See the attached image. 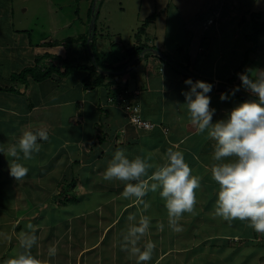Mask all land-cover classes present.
<instances>
[{
  "label": "crops",
  "instance_id": "obj_1",
  "mask_svg": "<svg viewBox=\"0 0 264 264\" xmlns=\"http://www.w3.org/2000/svg\"><path fill=\"white\" fill-rule=\"evenodd\" d=\"M238 1L241 0H206L201 5L200 12L194 13L192 18L179 19L177 22L170 19V23L176 22V26L178 23L182 24V28L186 32L189 31L187 41L190 40L188 42V68L190 70L188 69V71L193 73L191 70L196 69L198 65L201 68L198 80L214 85L212 92L209 93L211 97L210 107L217 110L213 116V123L226 118L227 113L232 108L238 103L244 102L236 95L230 97L228 101H221L220 95L227 92L216 88L217 85L233 88L241 85L239 77L235 83L231 84L230 80L234 74L233 76L230 74V76L222 73V70H227L225 68V57L229 58L232 51L237 49L220 47V41L226 36L224 31L228 25L231 23L238 24L237 29L239 32L235 29V34H231L234 44L239 42L241 45V43H244L241 42L244 39L248 44V49L251 47V44L246 40V28L243 30V34L239 35L242 32V17L245 15V11L242 13V11L235 8ZM13 14L12 4L0 8V20L3 19L7 22L10 15L14 19ZM10 24L12 40L8 43L5 41L6 38H2L3 36L0 34V87H15L20 93V98L15 100L16 97L13 94L0 92V123L3 120L7 123L8 116H11L14 121H24L25 128L29 127L28 120L32 121L31 128L46 127L49 132V140L38 142L42 144V148L46 150L45 152L51 161L54 162L62 158L64 160L63 166L70 168L62 179L78 178L77 193L83 196L82 199L86 196L96 197L95 194L104 197L100 200L96 198L100 202L87 208L86 212L73 213L72 216H68L65 219L66 223L63 222L65 226L67 225V229L61 236L57 235L59 238L55 241L56 243H54L55 234H49L53 238L51 243L47 244L46 242L47 245L46 247L43 246L40 254L37 253L38 247L34 246L32 249L33 255L41 259L48 258V248L54 245L57 248V254L52 258V264H136V257L122 249V234L126 231L128 222L123 227L120 225L121 220L125 218L126 222L128 214L136 212L138 206L132 200L122 197L123 182L118 180L105 181L103 179V172L116 150L127 149L130 158L136 155L145 156L150 154L152 157L151 162L155 165L162 163L167 149L175 146L178 150L184 152L185 160L193 169V174L202 176L201 188L197 192V200L204 196V199L212 201L217 198L219 185L211 179L210 170L212 164L211 154L215 142L208 139L206 133H197L196 129L190 124L186 108L180 106L184 104V97L181 94L183 89L189 90V86L184 83L189 77L181 73L180 66L175 65L174 62L170 64L162 59L161 54L166 56V53L162 48H158L155 43L154 46L148 44L149 47L146 52L136 59L135 69L132 66L124 74H110L111 71L102 72L99 69L98 74H103L105 78H99V75L91 77V81L98 83L99 86H91L90 84L85 87L83 81L89 77V73L83 72L78 79L79 82L69 88L62 87V91L60 86H65V80L72 77V75L64 79L55 76L53 79L42 83L32 82L26 88L20 84H13L11 81L12 75L20 73L30 65L35 66L38 62L42 69L47 68L50 64L61 63V61H54L52 57H60L62 60L70 61V46L72 44L69 45L65 40L64 42H54L52 39L50 41L42 39L36 44L32 41V37L28 36L29 31L27 29L16 28L15 25ZM159 25L162 26V23ZM88 34L90 39V31ZM24 36H26V41L23 43L21 38ZM85 36L88 35L84 34L83 37ZM100 36L102 38L103 34H100ZM148 37L145 41L152 42L154 37L150 35ZM13 40L20 42L14 43ZM103 40L94 43V48L97 49L103 66L123 67L127 63L129 65L132 56L125 46H121L122 49H126L122 53L124 55L123 59L111 63V52L104 50L101 44ZM55 43L57 44L55 45ZM175 45V48L179 47V43ZM205 45H210L213 48L212 52L211 49L207 50L208 54L204 55L206 53L205 49H207ZM75 47L83 48V45L80 43ZM150 48H157L162 53L159 56L156 52L148 51ZM88 53L86 52V55H84L83 65L91 64ZM210 55L213 56L212 64L206 66L203 61H208L205 57ZM200 56H203V59ZM6 59L13 60L19 65L18 68L14 66L10 70H6ZM176 61L179 64L185 62L181 57ZM208 69L211 70V73ZM112 75L116 76L112 77ZM193 82L195 81L193 80ZM35 86L42 87L38 89ZM31 90H33V95ZM241 90L248 93L243 88ZM53 95L58 96V98L54 99ZM114 95H116L118 101L115 100L114 103H110V99ZM121 98L138 103L141 106L142 118L156 124L157 127L151 131H145L130 124L119 102ZM177 100L182 101L177 104ZM16 105H19V107ZM66 108H71V110L66 117H63L64 114L61 110H66ZM56 111L58 112V120H55L52 115ZM36 114H39L38 121L35 119ZM60 118L62 121H60ZM165 131H168V133L166 134ZM20 135L21 132H15V134H10V137L18 138ZM17 138L12 142H15ZM45 146H48V148ZM72 169H76V171ZM106 183L112 184L114 187L108 188L109 185ZM155 197L161 199L158 192L149 193L144 199L149 198L150 200ZM199 207L203 206L196 203L191 213L183 214L179 221L182 228L183 225H188L186 228L190 227L189 231L200 230L198 224L201 221L199 219L201 216H210L211 208H204L206 211L199 215L194 212ZM210 220L215 221L216 224L218 223L216 218H211L207 220L209 224ZM156 221L152 219V222ZM167 223L168 219L165 216L162 222L153 225L149 234H146L141 240L139 246L143 247L147 240L159 239L155 248L159 250L158 257L152 259V263L148 262V264H161L166 260H169L170 264H194L192 254L191 258L186 256L187 258L184 259L182 254L188 252L184 247H188L187 249L192 252L191 248H196L199 245L191 247L189 244L194 241L188 240L187 237L183 239L181 232L185 230L174 232L168 227ZM242 224L247 226L248 222L242 221ZM49 226L35 228V231L39 232V230H44ZM16 228H18V225H16ZM50 228L52 227L50 226ZM152 229L154 232H152ZM212 230L216 232L213 228ZM167 233L174 242L182 239L189 243L178 246L170 243L166 250L161 249V244L163 245L168 237ZM240 236L239 240L241 241L243 238H247L243 234ZM223 237L220 233H216L210 236L209 239L214 238L213 241H219ZM218 238L220 239L217 240ZM62 244L65 246L64 250L59 249ZM17 252L19 253V251Z\"/></svg>",
  "mask_w": 264,
  "mask_h": 264
},
{
  "label": "rangeland",
  "instance_id": "obj_2",
  "mask_svg": "<svg viewBox=\"0 0 264 264\" xmlns=\"http://www.w3.org/2000/svg\"><path fill=\"white\" fill-rule=\"evenodd\" d=\"M205 1L206 0H0V8L10 4H12L14 8V19L13 17L11 18L10 16L12 15H10L9 17L7 16L9 18L7 21L8 23L6 20H0V34L3 36L2 38L5 37V41L9 43L12 40V33L10 30V23H12L16 28L27 29L29 31V34L27 33L28 36H31L32 41L36 42V44L42 39L48 41L52 39L54 42H64V40L65 42H68L71 39L73 42H79L81 41V36L83 37L84 34L88 35L87 37L89 39L88 33L91 29L92 21L89 12L91 9L93 10L94 4L97 3L99 17L96 24L98 29L97 37L94 43L96 44L97 41L104 39L101 44L105 51L108 50L111 52V63H116L118 60H122L124 57L122 53H124L126 49L130 51L133 47L132 45L139 46L141 42H145L146 44L148 43L149 45L154 46L156 43L158 48H162L163 51H165L166 56H162V52L157 48H150L149 50L151 52L159 50V54L157 55L160 56L161 54L162 59L170 64L174 62L175 65L180 66L181 73L186 74L191 73L188 71V42L190 40L187 41V39L189 38V31L186 32L185 29L182 28V24L178 23L176 26V22L179 19L192 18L194 13L200 12L201 5ZM235 8L242 11V13L245 11L244 14L247 15L248 19H250L251 14L254 13H261L264 17V0H260V3L258 4L255 3L254 0H241L238 1L237 7ZM153 14H156V19L150 22L146 33L141 35V38L136 37L146 19ZM170 19L176 22L170 23ZM158 23H162V26ZM237 25L238 24L236 23L228 25L227 29L224 31L226 36L220 41V47L224 49L226 47L231 49L237 48L235 51H232V54L230 53L231 56H229V58L225 57V68L227 70H222V73L231 74L233 76V74L238 71L239 74L243 73L247 68L264 69V33L260 35L259 50L256 53H251L247 57L246 51L248 50V44L243 39L241 42L244 43H241L240 45L239 42H236V47L232 38L233 36L231 35L235 34V29L239 32ZM249 28H251V26H249ZM243 30H245L244 25L242 26V32H240L239 35L243 34ZM100 34H103L102 38ZM149 35L154 37L150 43L145 41ZM21 40H23L24 43L26 41V36L22 37ZM13 42L16 43L20 41L13 40ZM80 43L81 42L75 43L70 46L71 60L69 61V64L71 65H81L84 63L83 58L84 55H86L85 48L78 47V50V48L75 47ZM177 43H179V47L175 48V44ZM121 46H125L126 49H122ZM205 46L207 49H205L206 53H204V55L208 54L210 49L212 52V46ZM145 51L146 49L142 54ZM95 53L98 60H100L97 49H95ZM88 54L91 55L90 52ZM203 56H200V58L203 59ZM180 57L185 61L182 64H179V62L176 61L179 60ZM205 58H207L208 61H203L201 59L203 63L206 66H211L213 56L210 55ZM90 61L93 65H96L95 61H93L92 55ZM135 61L136 59L133 58L129 64L132 62L135 64ZM11 62L14 61L6 59V70H10L14 66L18 68L19 65L15 62L12 64ZM134 64L132 66H134ZM30 67L34 66L30 65ZM34 68H36V66ZM132 68L135 69V66ZM124 69L125 67L119 72H122ZM200 69L201 68L197 65L196 69L191 70L193 72L191 74L194 75L196 80L200 78ZM100 71L104 72L103 70ZM208 71L211 73L210 69H208ZM81 73L83 72H76L72 77L66 79L65 86H60L61 91L62 87L69 88L79 82L80 80L78 79L82 75ZM35 87L39 89L42 86ZM184 90L186 91L187 89L184 88L183 91ZM31 92L33 95V90H31ZM12 94L16 97L15 100L20 98V94ZM53 97L54 99L58 98V96L54 95ZM181 101L182 100H177V104H180ZM16 106L19 107V105ZM70 110L71 108L61 110L64 114L63 117H66ZM57 113V111L52 113L55 120H58ZM35 119L38 121L39 114H36ZM28 121L29 127H31L32 121ZM60 121H62L61 118ZM8 122L9 124H7ZM7 123L4 120L0 123V143H11L12 140L17 137H10V134H15V132L20 133L25 129L24 121H14V118L11 116H8ZM45 147L48 148V146ZM45 151V149L41 148L40 153L34 154L31 160L23 161L25 166L29 168V172L20 180H15L9 175L7 160L9 158L0 155V232L7 236V239L0 238V264H5L9 258L18 253L17 251L20 252V250H22L18 243L19 234L21 231L28 230L27 225L32 224L37 229L43 226L55 225V227L50 229L49 226L44 228V230L41 229L39 232H36L39 237L38 241H40L38 244H41L37 246L40 249L37 248V253L40 254L42 253L43 246L46 247V245L53 240L49 234H55L54 243H56L55 241L59 238L57 235L59 234L61 236L65 229H67V225L65 226L63 222L66 223L65 219H67L68 216H72L73 213L86 212L87 208H90L91 206L93 207L95 203L100 202L97 199L100 200L104 198H102V195L95 194L96 197L86 196V198H79V200L81 199L80 201L71 203L67 206L61 208L55 207L57 201L54 202L52 197L59 191H57V181L61 180L63 175L69 172L70 168L68 166H63L64 160L60 158L46 165L47 168L44 170V176L40 179H35L39 178L36 177L37 167L40 165L42 166V162H45V159L42 156ZM31 169H33V171H31ZM72 170L76 171V169ZM106 184L109 185L108 188L114 187L112 184ZM204 198L205 196L197 200V203L203 207H199L194 212L202 215V213L206 211L204 208L209 207L211 208V213L209 212L210 216H201L199 219L201 222L198 224L200 230L192 232L189 231L190 227L186 228L188 225H183L182 230H185L181 232L184 237L183 239H186L187 237L188 240H193L194 242L189 244L191 247L199 245L196 248H191L193 250L192 252H190V249H187L188 247H184L188 252L182 254L183 259L187 257L191 258L192 254L194 257V264H264V238H250L247 240V238H249L247 237L243 238L242 241L239 240L241 234L246 237L251 236L253 233L258 235L262 233L259 234L255 232L248 226V224L247 226L243 225L240 220H234L229 223L221 217L216 216L214 212L215 201ZM146 200L149 204L146 213L150 215L152 219L157 220L156 222H152V227L153 225L158 224V222H162V219L165 218V216L167 219V212L164 208V201L162 199L155 197ZM30 207L31 209L28 210L27 208ZM26 210L28 212H26ZM211 218H216L218 223L216 224L215 221L210 220L209 224L207 220ZM124 219L121 220L120 226L122 227L127 223ZM17 221L21 223L22 230L16 228V225H19ZM182 222L185 223L183 220ZM212 228L216 232H213ZM152 232H154L153 229ZM216 233L223 235V239L219 240L220 238H218L217 240L219 241H213L214 238L209 239L210 236ZM154 241L157 246L159 239L157 238ZM170 243L178 246L187 245L189 242L182 239L181 241L174 242L169 238L168 234L166 241L163 245L161 244V249L166 250ZM64 247L65 246L62 244L59 249L64 250ZM158 252L159 250H154L152 259L158 257ZM150 262L152 263V261ZM161 264H170V262L169 260H166V262H162Z\"/></svg>",
  "mask_w": 264,
  "mask_h": 264
},
{
  "label": "clouds",
  "instance_id": "obj_3",
  "mask_svg": "<svg viewBox=\"0 0 264 264\" xmlns=\"http://www.w3.org/2000/svg\"><path fill=\"white\" fill-rule=\"evenodd\" d=\"M260 3V0H254ZM241 85L220 95L228 101L241 88L251 94V99L238 103L226 115L213 123L216 109L210 107L214 85L212 83L186 79L189 90L182 91L190 124L197 133L207 135L214 141L210 165L211 179L219 185L214 203L215 214L231 223L247 221L257 233L264 234V69L247 68L238 74ZM46 127H26L15 142L0 143V155L8 157L9 175L15 180L24 178L29 168L23 161L31 160L48 141ZM150 154L130 158L127 149H118L103 172L105 181L118 180L124 183L122 197L132 200L137 211L127 216V228L122 234V249L136 257V264H148L152 260L156 242L149 239L139 246L142 238L149 234L152 217L148 214L149 193H159L167 212L168 227L174 232L182 231L179 223L183 214L191 213L197 203V192L201 188L202 176L193 174L186 162L184 152L175 146L164 153L162 163L153 164ZM207 167V166H206ZM163 227V225H161ZM27 231L19 234L22 249L5 264H52L57 254L54 245L48 248V258L33 255L38 246L35 226L27 225ZM0 238L7 239L0 232Z\"/></svg>",
  "mask_w": 264,
  "mask_h": 264
},
{
  "label": "trees",
  "instance_id": "obj_4",
  "mask_svg": "<svg viewBox=\"0 0 264 264\" xmlns=\"http://www.w3.org/2000/svg\"><path fill=\"white\" fill-rule=\"evenodd\" d=\"M93 17V10L91 9V13H90V18L92 19ZM99 17V15H98ZM97 17V19H98ZM156 19V14L151 15L149 18L146 19V21L144 22L143 26L140 28L139 33L136 35V37H140L141 35H143L144 33H146L147 28L150 24L151 21H154ZM97 24V23H96ZM242 24L245 26L246 28V40L251 44V47L247 50V57L251 54V53H256L259 50L260 44H259V39H260V35L264 33V17L261 13H254L251 14L250 19L247 18V15H244L242 17ZM249 26H251V28H249ZM97 26H95V30H94V37H93V41L91 42V47L93 48L92 52L94 54L95 60H96V65H93L92 63L90 65H86V64H81V65H71L69 64V61L67 60H62L60 57H52L54 61L58 62L61 61V63H57V64H50L47 68L42 69L39 66V62L35 65L36 68L34 67H28L24 70H22L20 73H16L13 74L11 77V81L13 84H20L25 86L26 88L29 86L30 83L35 82V83H42L45 82L49 79H53L55 76H58L59 79H64L66 77H69L73 74H75L76 72H87L89 73V77L84 79L83 84L85 87H88L90 84L91 86H99V84L97 83H93V81H91V77L93 75H99V78H105V76L103 74H98L99 69H103V71H113V72H119L121 71L124 67L127 66V64H125L123 67H115V66H103L102 62L100 60H98L96 53H95V48H94V42L96 40L97 37ZM141 38V37H140ZM88 37H81V42L83 47L85 48V51L88 53L89 52V47H88ZM79 42H73V40H69L68 44H75V43H79ZM57 43H55L56 45ZM149 47L148 43H141L139 46H135L132 49H130V55L132 56V59L135 58H139L140 55L142 54V52L147 49ZM89 59L91 60V55L88 54ZM248 62V59H247ZM137 65V62L134 64V66ZM133 66V67H134ZM39 67V68H38ZM238 74L239 71L236 72L233 76V78H231L230 83L233 84L237 81L238 79ZM116 75H112V77H115ZM0 92H7V93H18L20 94L15 87H6V88H2L0 87ZM110 103H114L115 100L118 101V98L116 97V95H114V97L112 99H110ZM128 100L130 103L131 102L129 99ZM120 102V101H119ZM133 104H138V103H133ZM124 111V110H123ZM142 111V110H141ZM125 113V112H124ZM141 116H142V112H141ZM129 121V119H128ZM130 123V122H129ZM157 127V125L155 124V128ZM43 158L45 159V162H42V166H38L37 167V176L39 178H35V179H40L41 177L44 176L45 173V169L47 168L46 165L50 164V162H52L50 160V158H48L46 152H43ZM31 171H33V169H31ZM75 175V174H74ZM74 177V176H73ZM57 191L58 193L55 195H53L52 199L54 200V202L57 201V204H55V207H63V206H67L71 203L74 202H78L82 199L83 196H80L77 193V189L79 187L78 184V178L74 177L71 180L68 179H61L57 181ZM84 186V185H83ZM79 198H81L79 200ZM28 210L31 209L27 208ZM61 211V210H60ZM26 212H28L26 210ZM25 213V212H24ZM68 218V217H67ZM19 229H21V223H19L18 225ZM51 227H55V225H50ZM22 230V229H21ZM260 234V233H259ZM249 238H258L261 239L264 238V235L260 234H252L251 236H247Z\"/></svg>",
  "mask_w": 264,
  "mask_h": 264
},
{
  "label": "water",
  "instance_id": "obj_5",
  "mask_svg": "<svg viewBox=\"0 0 264 264\" xmlns=\"http://www.w3.org/2000/svg\"><path fill=\"white\" fill-rule=\"evenodd\" d=\"M98 15H99V10L97 8V3H95L94 4V7H93V17H92V21H91V30H90L91 36H90V39L88 41L89 52L91 53L92 58H93V61H95V63H96V60H95L94 54L92 52L93 48L91 47V42L93 41L94 30H95V26H96V23H97V17H98ZM148 51H150V50H148ZM155 52L157 54H159L158 51H155ZM133 64H134V62H132L131 64L127 65V67H125V69L122 72H119V73H113V72H111L110 74H124L130 67H132ZM185 75L187 77L193 79L194 81H197L193 74L186 73ZM216 88H218L220 90H223V91H226V92H230L232 89H234L233 87H229V86H225V85H217ZM235 95L238 96V97H240L244 101L249 100V99L252 98L250 94H248V93H246V92H244L242 90H240L239 92H236Z\"/></svg>",
  "mask_w": 264,
  "mask_h": 264
},
{
  "label": "built area",
  "instance_id": "obj_6",
  "mask_svg": "<svg viewBox=\"0 0 264 264\" xmlns=\"http://www.w3.org/2000/svg\"><path fill=\"white\" fill-rule=\"evenodd\" d=\"M120 103L130 124L145 131H151L155 128V124L142 118L141 106L139 104L130 103L125 98H121ZM165 133L167 134L168 131H165Z\"/></svg>",
  "mask_w": 264,
  "mask_h": 264
}]
</instances>
